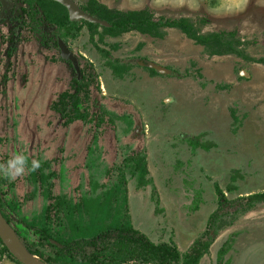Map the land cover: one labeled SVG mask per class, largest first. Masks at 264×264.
<instances>
[{
	"label": "rangeland",
	"instance_id": "374dc122",
	"mask_svg": "<svg viewBox=\"0 0 264 264\" xmlns=\"http://www.w3.org/2000/svg\"><path fill=\"white\" fill-rule=\"evenodd\" d=\"M97 1L122 12L149 9L156 19L204 21L206 34L237 31L247 54L264 58V0ZM10 2L19 13L25 7L23 0ZM89 2L75 1L80 8ZM0 29L13 38L15 29ZM67 42L100 85L89 109L104 113V124L66 125L53 111L72 76L58 64L57 49L38 41L20 46L9 71L2 51L0 79L9 77L0 80L2 165L17 154L40 160L54 174L55 193L79 200L94 184L119 180L128 158L146 157L145 179L153 184L142 187L139 176L123 171L132 224L156 245L177 246L181 255L205 235L219 208L216 184L230 202L264 193V65L232 55L210 58L179 30H169L164 40L130 32L92 41L85 28ZM139 62L170 73L156 75ZM122 64L128 72L120 77L114 66ZM199 136L206 148L195 150L186 140ZM28 176L29 166L4 192L32 216L43 200L26 201L33 189ZM227 243L232 248L222 263L264 264V205L222 231L200 264H220ZM0 264L17 263L0 255Z\"/></svg>",
	"mask_w": 264,
	"mask_h": 264
},
{
	"label": "trees",
	"instance_id": "16d2710c",
	"mask_svg": "<svg viewBox=\"0 0 264 264\" xmlns=\"http://www.w3.org/2000/svg\"><path fill=\"white\" fill-rule=\"evenodd\" d=\"M25 2L31 9L25 11L32 21L31 24L36 28L43 27L44 23L56 26L59 38L65 42L69 38H76L84 28L89 31L92 41L97 36L102 40L105 37L118 38L130 32L164 40L169 30H179L188 39L203 47L210 58L232 55L247 62L264 65V58L255 59L247 54L246 44L238 37L237 31L206 34L202 30V25L206 23L204 21L197 23L188 18L166 17L156 19L149 9L122 12L110 10L97 0H90L85 8H81L91 17L109 25L102 27L86 21L71 22L67 9L54 0ZM35 8L40 10L34 11ZM149 70L160 75L154 69ZM114 71L121 77L125 69L123 66H114ZM93 79L94 76L87 72L81 82L75 80L83 94H64L60 101L52 106L53 111L66 121V125L77 121L86 125L95 124L96 127L104 124V113H92L83 106L84 103H90V83ZM235 119L237 121V117ZM202 139L199 136L188 138L186 141L197 150L198 147L206 148ZM28 164V181L33 189L26 201L40 198L43 200V206L32 216L22 214V205L18 199H9L4 192L7 185L12 189L13 183L0 176V211L14 227L26 249L45 264H200L222 231L231 228L240 218L264 205V193L230 202L216 184L219 208L210 217L205 235L198 239L185 255H181L177 246L156 245L132 224L127 177L124 172L130 171L139 176L142 179V187L153 184V180L145 179L150 175L146 157L128 158L126 167L119 168L124 171H121L119 180L112 184H94L96 187L93 191L79 200L55 193V186L52 184L54 174L45 170L48 168L47 164L41 163V167L35 171L30 170L31 161L28 160ZM157 205H160V201H157ZM231 248L232 245L227 243L220 251V264H230L222 262ZM0 255L20 264L1 239Z\"/></svg>",
	"mask_w": 264,
	"mask_h": 264
},
{
	"label": "flooded vegetation",
	"instance_id": "af4514ba",
	"mask_svg": "<svg viewBox=\"0 0 264 264\" xmlns=\"http://www.w3.org/2000/svg\"><path fill=\"white\" fill-rule=\"evenodd\" d=\"M23 3L25 4V7L20 10V13L11 6L10 0H0V28L3 27V32L5 33V30L9 29L14 30L13 32V38H10L11 35H2L0 34V53L3 51L5 53L4 58L8 61L7 69L8 71L14 68L13 62L16 59V52L17 49H19L20 46H27L32 41H38L40 45H42L43 48H46L48 50H58L60 53V61H58V64L65 65L72 71V76L67 80L66 89L59 93L57 99L52 103V106L54 104H57L60 101V98L64 94L68 95H76L83 92L79 91V84L78 82H81L83 79V75L88 72H91V70L87 69L85 65L81 63L79 60V57L74 54V52L70 49L69 42H65L63 39L59 38L58 31L56 26H51L47 23H44V26L41 28H36L34 25H32V21L30 20L29 16L25 13L26 10L30 11L31 9L28 7L25 0H23ZM82 9V8H81ZM39 11L40 9H34V11ZM69 14V13H68ZM35 16H37L38 19H40V16H38L37 13H35ZM70 18V17H69ZM82 22V21H81ZM75 23V22H73ZM80 23V22H79ZM5 24L7 26H5ZM85 29V28H84ZM83 29V30H84ZM87 29V28H86ZM9 30V31H10ZM1 31V29H0ZM11 32V31H10ZM7 34V33H6ZM27 34L28 36L24 37L23 35ZM60 41H63L68 49L74 54V56L77 58L81 74H79L74 66V64L70 61H67L62 58L61 56V50L59 43ZM57 62V58L52 57L49 60L50 64H54ZM139 66H143L140 62L137 63ZM141 64V65H140ZM25 66V64H24ZM116 66V65H115ZM121 66L124 67L126 73L127 69L122 64ZM144 66L148 67V64L144 63ZM28 67V66H27ZM30 68H32L30 66ZM128 72V71H127ZM123 73V74H124ZM94 76V74H92ZM9 78L8 76H4L3 79L1 78V81L6 80ZM75 80H78L75 81ZM5 82V81H4ZM6 83V82H5ZM96 83V86H95ZM100 88V85L98 84V81H91L90 83V93H91V100L92 97L95 96L93 93L94 90H98ZM94 94V95H93ZM91 103H84L83 106L87 107V109L90 108ZM97 105V103H96ZM51 106V107H52ZM98 108V107H97ZM46 170V168H45ZM47 171V170H46Z\"/></svg>",
	"mask_w": 264,
	"mask_h": 264
},
{
	"label": "water",
	"instance_id": "95a60500",
	"mask_svg": "<svg viewBox=\"0 0 264 264\" xmlns=\"http://www.w3.org/2000/svg\"><path fill=\"white\" fill-rule=\"evenodd\" d=\"M63 7H65L69 13L71 22H81L86 21L92 24H97L102 27H109L108 23L91 17L89 14L85 13L73 0H54ZM61 56L63 59L70 61L74 64L77 72L81 74V70L74 54L68 49L63 41L59 43ZM144 66V64H142ZM148 68L156 70L161 75H169V71L163 67L155 64L148 65ZM242 76H245L242 74ZM0 239L2 240L4 246L10 252V254L20 263V264H39L41 261L38 257L33 256L24 246L22 240L18 237L14 227L6 220L0 211ZM45 264V263H44Z\"/></svg>",
	"mask_w": 264,
	"mask_h": 264
},
{
	"label": "clouds",
	"instance_id": "9594fccd",
	"mask_svg": "<svg viewBox=\"0 0 264 264\" xmlns=\"http://www.w3.org/2000/svg\"><path fill=\"white\" fill-rule=\"evenodd\" d=\"M28 158L23 154L14 155L6 164L0 165V176L9 182L15 181L18 176L25 172L28 167ZM41 167V161L33 159L31 161L30 170L35 171Z\"/></svg>",
	"mask_w": 264,
	"mask_h": 264
},
{
	"label": "bare ground",
	"instance_id": "6f19581e",
	"mask_svg": "<svg viewBox=\"0 0 264 264\" xmlns=\"http://www.w3.org/2000/svg\"><path fill=\"white\" fill-rule=\"evenodd\" d=\"M38 263H39V264H44V263H42V262H40V261H38Z\"/></svg>",
	"mask_w": 264,
	"mask_h": 264
}]
</instances>
